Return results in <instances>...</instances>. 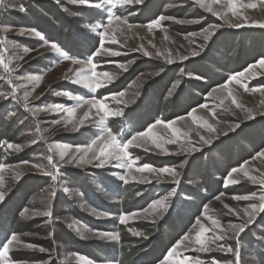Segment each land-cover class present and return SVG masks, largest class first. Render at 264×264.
Returning a JSON list of instances; mask_svg holds the SVG:
<instances>
[{
    "label": "rangeland",
    "instance_id": "obj_1",
    "mask_svg": "<svg viewBox=\"0 0 264 264\" xmlns=\"http://www.w3.org/2000/svg\"><path fill=\"white\" fill-rule=\"evenodd\" d=\"M205 3L213 12H221L224 18L208 12L195 0H143L139 4L122 6L121 20L113 19L110 25L106 23L108 34L101 36L105 28L96 26V31H91V17L101 14L102 9L109 12L116 5L120 8V4H108L105 0L102 7L94 8L80 0H5V6L0 8V56L4 60L0 64V93L4 94L0 97V122L9 124V136H13L14 141L0 142V156L7 159L0 170V191L4 192L0 217L6 208L12 210L14 203L26 198L19 217L22 222L33 225L31 232L10 233L9 238L15 234L19 244L14 242L10 246L8 264H117L112 262L114 256L118 248L128 245V240L136 239L134 248L142 247L144 251L155 239L157 226L165 223L182 226L183 219H188L189 223V217L196 211L190 207L196 205L198 208L199 204H203L202 212L192 225V222L188 225L187 233L184 232L155 264H180L181 261L192 264L196 258L204 264H264V212H257L253 223L243 232L237 234L231 229L232 225L247 221L243 210L252 203L259 206L258 197L264 194V185L250 179L264 180V155H259L264 153V104L261 103L264 93L251 91L264 86V65L259 63L264 59V27L254 23H264V4L261 0H240L242 4L255 3L257 7L238 4L240 14L233 15L226 0L220 4L212 3V0H205ZM157 5L161 9L157 15L164 19L153 29H148L150 23L131 22L136 8L140 12L146 6L147 14L142 19L147 20L154 15ZM125 20L127 23L123 22ZM230 23L242 26L231 27ZM216 25L219 27L209 40L205 41L199 35ZM83 35L96 43L92 55L65 59L62 48L80 52ZM52 43L60 52L51 47ZM105 49L119 55L107 54ZM97 51L100 54L94 55ZM145 51L150 55H145ZM193 51L199 55H191ZM157 52L161 55L157 56ZM165 57L174 62L166 63ZM90 58L98 73L107 72L113 77L111 82L101 77L102 87L88 86L85 77L91 74L87 64ZM121 64L127 67L126 71L119 67ZM184 64L187 65L185 68ZM78 69L82 70L79 74ZM230 71L233 72L228 73ZM240 73L243 75L238 80L229 82L230 77ZM223 77L225 81L221 83L219 79ZM187 79L191 80L190 84L195 81L194 90L187 86ZM147 84H151L153 91L145 96ZM165 85L168 88L160 95L159 89ZM119 93L124 95H115ZM188 96H191L190 100L185 99ZM233 97L240 107L232 103ZM96 100L112 112L121 114L110 115L104 124H100L104 112L98 105L93 107L92 103H86ZM160 100L166 103V113L177 114L179 110L181 114L162 118L164 124L155 125L149 135L133 142L128 149V162H134L131 169L124 160L115 159L98 167L97 163H102L103 157L91 164L79 162L81 157H92L93 152L85 149L102 129H111L120 140L119 127L124 114L131 119L133 110L141 103V111L147 113L146 110L160 104ZM191 102L198 104L190 107ZM202 104L207 107H199ZM56 106H59L56 111L44 110ZM70 108H75L72 117L67 115ZM249 112L252 119H246ZM168 121L174 122L171 127L166 126ZM77 123L80 127L73 130ZM208 124L215 130L209 131ZM237 124L239 127H234ZM135 134L129 135L127 140ZM200 136L210 139L211 143L204 144ZM169 140L176 142L168 143ZM100 143L102 141L94 146L95 152H99ZM9 144L20 148H8ZM193 146L198 150L184 151ZM78 147L79 152L76 151ZM65 150L68 154L64 160H69L73 153L76 160L61 162L60 153ZM49 156L52 157L51 164L47 159ZM36 164L52 172L55 178L37 171L32 166ZM54 164L57 167L54 168ZM143 164L156 169L175 168L179 175L173 178L165 173L156 178L154 173L136 170ZM233 168L238 171L229 177ZM30 176L35 180H28ZM145 177L149 182H144ZM229 180L238 182L229 183ZM112 181L116 186L108 185L107 188L105 183ZM123 183L126 190H135L125 197L117 196L115 191L121 193L117 187L122 189ZM167 185L170 189L163 192ZM25 188L27 193L21 196L20 190ZM244 196L252 199L234 198ZM165 198L167 211L160 206L153 207L154 201ZM190 203L193 204L188 207ZM44 211H50L51 215H33ZM124 214L135 215L122 224L119 218ZM213 220L218 224L213 225ZM201 224L208 229L203 237L205 246L210 249L206 252L198 251L200 245L195 242ZM61 228L67 230L72 241L61 238ZM94 233H117L119 239H106ZM220 235L224 239L212 242ZM95 241L100 244L97 255L102 256L100 260L75 250L71 244ZM145 241L147 243L142 244ZM219 244L230 246L234 251L220 250ZM153 247L142 254L150 255ZM41 248L45 251H40ZM173 249L175 252L169 255ZM19 251L37 252L41 256L32 261L16 260L15 252ZM143 260L137 259L136 264H144Z\"/></svg>",
    "mask_w": 264,
    "mask_h": 264
},
{
    "label": "snow or ice",
    "instance_id": "obj_2",
    "mask_svg": "<svg viewBox=\"0 0 264 264\" xmlns=\"http://www.w3.org/2000/svg\"><path fill=\"white\" fill-rule=\"evenodd\" d=\"M106 2L108 4H112V3H116V4H120L121 6H125V5H130L132 3H142L143 0H106ZM80 3L88 6V7H94V8H100L103 6V4L105 3V0H100L99 3H95L93 2V0H80ZM195 3H197L200 7L202 8H206V10L210 13H213L214 15H218L221 16V18H224L223 14L221 12H213V9L211 6H209V4L205 3V0H195ZM212 3H216V4H220L222 3V0H212ZM238 4L241 7H248V8H256L257 5L255 3H249V4H242L240 3V0H226V6L227 8L232 12L233 15H239L240 13L238 12ZM261 4H264V0H261ZM5 6V0H0V8ZM21 11H24V9L21 7L20 9ZM113 19L120 21L121 17L119 16H114V14H111L108 16V25H110L113 21ZM164 17H160L159 20L153 21L150 24L147 25L148 29L151 30L153 29L155 26H157L161 20H163ZM124 23H127V21H123ZM182 23L184 21H181ZM190 22H196V21H190ZM257 23L258 26L264 27V23H260V22H254ZM108 25H104L101 24L100 27L105 28L104 32H101L100 35L101 36H106L108 34ZM231 27H236L239 28L242 25L240 23H230ZM129 28H131V25H128ZM219 25L216 26H210L208 29H205L202 33H199V35L203 36V39L205 41L209 40L215 33V29L218 28ZM91 31L95 32L96 31V26H91ZM36 35H40L39 33H36ZM118 43V41H116ZM51 47L56 50L57 52H60V49L57 47V45L55 43H52ZM139 50V49H137ZM105 52L107 54H111V55H119L118 52H114L111 49H105ZM100 52L97 51V53H95L94 55H99ZM145 55H150L147 51H145L144 53ZM62 55L64 56L65 59H68L69 57L67 56L66 53H62ZM157 56H160L161 53L157 52L156 53ZM191 55L196 56L199 55V52L197 51H193L191 53ZM181 59H187V57H181ZM166 63L171 64L174 61L171 58L165 57ZM4 60L3 57L0 56V64H3ZM74 63H82L80 61H74ZM261 65H264V59H262L259 62ZM88 65H90V77H85V79L88 81V86L91 87L92 85L95 86V88H100L103 86V83L101 81V77L107 78L108 82H111V80L113 79V77L107 73V72H103V73H98L96 71V64L93 63L92 59L90 58L87 62ZM5 67H7V65H4ZM120 68H123L125 71L127 70V67L123 64H121L119 66ZM82 70L78 69L77 70V74H79ZM243 73L237 74V76H233L230 77L229 82L233 81V80H238L239 76H242ZM199 78V77H198ZM39 79V78H38ZM245 89V91H249V89L247 88L246 85H242ZM95 90V89H94ZM215 91V90H213ZM251 91L255 92V91H260L262 93H264V86H262L261 88L258 89H251ZM70 95V94H69ZM115 95H119V96H123V93H119V94H115ZM212 93H209V96H211ZM229 95H231V92L229 91ZM4 96L3 93H0V97ZM27 99V98H26ZM86 103H92L93 107H99L100 111L104 112V115L101 116L99 123L100 124H104L106 118L110 115H115L118 116L121 113L119 111H115L112 112L104 103H102L99 100H96L94 102L92 101H86ZM232 103L236 104L237 107H240V105L237 103L236 99L233 97L232 99ZM262 104H264V101H261ZM25 108L28 107L27 103H25L24 105ZM59 106L53 107L51 109H44L45 111L51 110V111H56L58 110ZM199 107L201 108H206L207 105H200ZM194 111V110H193ZM75 112V108H70L67 110V115L69 117H72L73 114ZM35 114V113H34ZM191 114V113H189ZM87 116V114H85ZM214 115V113H213ZM253 115L251 112L248 113V115L246 116V119H252ZM177 119H182V117H178ZM56 123H59V121H56ZM82 123V122H81ZM165 121L157 119L155 121L154 125H150L149 128L145 131V132H137L135 135H132L130 139H128L126 142H121L120 140H118L117 136L113 135L111 132V129H107L104 128L101 130L100 134H98L94 139L91 140V143L86 147L85 151L86 152H93V155L91 158L89 159H85L84 157L80 158V163H88L91 164L93 163L94 160L96 161H100L101 158L103 157V161L102 163H97L98 167H103L104 164L111 162L113 159L115 160H124L126 162V166L131 169L133 166L134 162H128V159L130 157V153L128 152V149L130 146L133 145V142L137 140L138 137H144L147 136L151 133V130L153 127H155V125H159V124H164ZM173 121H168L166 126L167 127H171V125L173 124ZM207 123V122H205ZM208 129L209 131H214L215 129L212 127L211 124H208ZM80 127V123L74 124L73 125V130H78V128ZM234 127H239V125H235ZM105 133H107V137H105ZM175 135V131L173 133ZM200 140L204 143V144H210L211 140L210 139H206L204 136H200ZM100 143V147H99V152H95L94 151V146H96L99 142ZM175 140H169L168 143H175ZM139 146V145H137ZM159 146V145H157ZM8 148H16L17 150H19L20 146L19 145H12L9 144ZM198 149H196L194 146L191 148H185L184 151L187 152H192V151H197ZM77 152L80 151V148L78 147ZM67 150L62 151L60 153V160L63 163H72L73 161L76 160V154L73 153L72 157L69 160H64V157L67 155ZM259 155H264V153H260ZM49 163H52V157H48L47 158ZM24 163H28L27 161H25ZM34 168L37 169V171L43 173L44 175H49V176H53L52 172H47L44 170V167L36 164V165H32ZM183 165H181L182 167ZM4 166H0V170H3ZM53 167H57L55 164L53 165ZM138 172H145L148 171L149 173H154L156 174V178H160L163 176V174L167 173L169 175H171L173 178L178 176L179 173L176 171L175 168H170V167H164V168H159L156 169L154 168L152 165L149 164H143L141 167H138L136 169ZM238 170L236 168H233L231 170V172H229V177L232 175V173L237 172ZM17 178H19V175L17 176ZM53 178H55L53 176ZM121 179H125L124 177H121ZM133 179H135V177H133ZM250 179L252 180L253 183H260L261 185H264V180H259L257 181V179L255 177H250ZM125 182H127L125 180ZM144 182H149L147 180V177L144 178ZM178 182V181H177ZM229 183H237L238 181H232L229 180ZM174 194V193H173ZM235 199H244V200H249L252 199V197L249 196H244V197H234ZM166 199L165 200H158V201H154L153 202V207L155 208L156 206H160L164 211H167V204H166ZM258 199L261 201L260 205L258 206L256 203H252L248 209H244V213L245 215L248 217L247 221L245 223H242L240 225H232L231 229L233 232L239 234L240 232H243L245 230V228L253 223V220L255 218V215L257 212H264V194H261ZM4 200V192L0 191V202H2ZM27 211V210H25ZM230 212L239 215V212H236V210L230 209ZM33 215H44V216H50L51 212L50 211H44L43 213L41 212H34ZM135 214H124L120 216V223H126L127 220L130 218V216H134ZM199 223V221H198ZM213 225H217L218 222L216 220L212 221ZM208 229H206L204 227L203 224L200 225V231L199 233H197L196 236V243L200 245L198 251L201 252H206L209 251L210 249L208 247L205 246L206 241L203 238L204 237V233L207 232ZM94 235H98V236H102L106 239H112V240H118L119 239V235L117 233H94ZM134 235H142L141 233H134ZM185 239H189L188 237H185ZM224 239L223 235L220 236H216L212 242H216L218 240H222ZM19 244V240L18 237L13 234L10 238L6 237L4 242H0V261L3 262V264H8V252L10 250V246L13 245V243ZM26 247H34V245H26ZM218 247L220 248V250H225V251H229V252H233L234 249L232 247H225V245L223 244H219ZM40 251H45V249H40ZM175 252V249L172 250V252L169 253V255H172ZM180 264H185L184 261H181ZM192 264H204V262L202 260H200L199 258H196L194 261H192Z\"/></svg>",
    "mask_w": 264,
    "mask_h": 264
},
{
    "label": "trees",
    "instance_id": "obj_3",
    "mask_svg": "<svg viewBox=\"0 0 264 264\" xmlns=\"http://www.w3.org/2000/svg\"><path fill=\"white\" fill-rule=\"evenodd\" d=\"M146 7V6H145ZM142 8L140 10V12L137 10V8L134 10V17L132 18L131 22H137V23H151L152 21H155L159 18L158 14V9L161 11L160 7L157 5L156 6V12L154 13V15H151L147 20L146 19H142L144 17V15H146V8ZM160 13V12H159ZM122 9H117L116 10V15L120 16L122 15ZM91 44V43H90ZM91 47H93V44L91 45ZM69 51H71V49H68ZM187 65L184 64L183 67L185 68ZM183 68V69H184ZM233 71H230L228 73H232ZM225 76H227V74H225ZM215 77V76H214ZM221 83H223L225 81V78H221L219 79ZM189 81L191 80H186L187 82V86L193 87L195 84V81H192L191 84L189 83ZM219 82V83H220ZM170 84V82L168 83ZM148 86V90L146 91L145 96H147L149 94V92L151 93L153 91L151 84H147ZM197 85V84H196ZM199 86V85H198ZM168 85L163 86V88L159 89L160 95L161 93L163 94L164 90H167ZM152 90V91H151ZM205 90V89H203ZM156 93V90H155ZM189 95V94H188ZM144 96V97H145ZM176 99V97H175ZM174 99V101H175ZM185 99H191V96L186 97ZM144 101V100H143ZM138 103V102H137ZM136 103V104H137ZM135 104V105H136ZM198 103L195 102H191L190 107L196 106ZM149 105L152 107L153 104L149 103ZM143 103L139 104L136 106L135 110H133L132 115H131V119L129 120L136 128V125H139L140 127L138 129L144 130L146 129L147 125H151L153 124L156 120L155 118L160 117L161 115H163V119H167V118H171L172 114L173 115H177V114H181L178 110L177 114L175 112V114L172 113H166V103L163 104L160 100V104L158 105H154L152 108L149 107L147 111V113H143L141 110L143 109ZM145 108H148V106H146ZM152 109V110H151ZM190 108H188L187 110H185L183 113L187 112ZM167 114V117L165 116ZM8 125L5 121L4 122H0V142L1 141H8L10 142L11 140L14 141L13 136H9V128ZM11 143V142H10ZM1 155V153H0ZM1 158V156H0ZM248 158V157H247ZM4 162H2V160L0 159V165H2ZM225 175V172H224ZM75 180H77V178L75 176H73ZM28 180H35L34 176L32 178V176L28 177ZM39 183V181L36 182V184ZM105 185L107 186L108 183H105ZM110 185V184H109ZM118 186V185H117ZM117 190H121V188L117 187ZM132 190H135V188H131L129 190H127V195H129L131 193ZM20 190V194L21 196H23L24 194L27 193V188H25V190L23 191ZM135 193V191H134ZM133 193V194H134ZM23 194V195H22ZM201 201V199H199ZM25 206L26 205V198L23 201H17L16 203H14V207L12 210H8L6 208V212L3 213V215L0 217V242H4L6 237H9L11 234L10 233H27V232H31L33 230V225L32 222H22L19 214L21 212V206ZM194 207V215H191V217H189V223H188V219H183L182 226H177L174 227L173 223H165L162 226H157L155 228V239L151 242V245H149L145 250H148L150 248V246H154L153 250L151 251V253H148L150 255H144L142 254L143 252H145V250L143 251L142 247L139 249L134 248V244H137L136 239H131L128 240L127 246H124V248L122 249L121 247L119 248V254H120V262L118 264H136V260H143V258L145 259L144 264H155L156 262H158L159 260H161L164 256V254L172 247L174 246V244H176L180 237L182 236V234L185 232L187 233L188 231V225L191 223V225L193 224V222L195 221V218L198 217L200 215V213L202 212L203 209V204H199L198 208L196 205L191 206L190 208L192 209ZM23 209V207H22ZM116 209H118V206L116 207ZM141 209V208H140ZM117 211V210H116ZM180 214V213H179ZM119 215V214H117ZM181 215V214H180ZM180 215H177V217H180ZM7 221V224H6ZM185 224V226H184ZM190 225V226H191ZM184 226V227H183ZM186 230V231H185ZM60 234H61V238L64 241L70 242L72 241V236L68 235L67 236V230H65V228H61L60 229ZM30 241H35V243H38L37 240H34L33 238L29 239ZM148 241V240H147ZM147 241L143 242L142 244H146ZM49 242V241H48ZM126 243V242H124ZM73 248L79 252H84L87 253L89 255L94 256V260H100L102 258V256H97L99 255L98 252L100 250L99 246L100 244L95 241V242H87V243H72ZM130 245H132L131 247H129ZM107 253H109V251H107ZM40 254H38L37 252H24V251H19V252H15V259H23L26 261H32V260H38V258H40ZM139 257V258H138ZM144 261V260H143Z\"/></svg>",
    "mask_w": 264,
    "mask_h": 264
},
{
    "label": "crops",
    "instance_id": "obj_4",
    "mask_svg": "<svg viewBox=\"0 0 264 264\" xmlns=\"http://www.w3.org/2000/svg\"><path fill=\"white\" fill-rule=\"evenodd\" d=\"M194 90V87H191Z\"/></svg>",
    "mask_w": 264,
    "mask_h": 264
}]
</instances>
